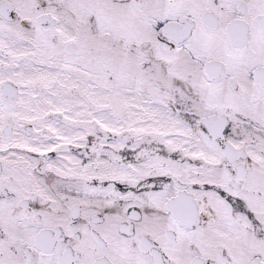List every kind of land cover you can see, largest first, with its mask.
Segmentation results:
<instances>
[{
    "label": "snow or ice",
    "instance_id": "1",
    "mask_svg": "<svg viewBox=\"0 0 264 264\" xmlns=\"http://www.w3.org/2000/svg\"><path fill=\"white\" fill-rule=\"evenodd\" d=\"M0 264H264V0H0Z\"/></svg>",
    "mask_w": 264,
    "mask_h": 264
}]
</instances>
